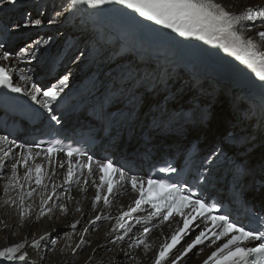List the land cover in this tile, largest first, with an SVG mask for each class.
<instances>
[{"label":"snow or ice","instance_id":"snow-or-ice-1","mask_svg":"<svg viewBox=\"0 0 264 264\" xmlns=\"http://www.w3.org/2000/svg\"><path fill=\"white\" fill-rule=\"evenodd\" d=\"M33 2L38 4V0ZM69 3L77 10L81 6L91 9L110 6L107 11L131 10L133 23L142 24L138 15L143 21L170 30L181 38L218 47L247 68H254L258 59L264 61V6L250 5L233 12L216 0H69ZM6 6L25 7V0H0V12H4ZM62 14L55 11L45 20L43 11L34 15L25 8L21 19L0 28V89L4 90L0 103L14 100L8 92L28 97L43 110L38 115L47 114L50 130L63 124L58 102L68 85L71 70L41 86L32 74L17 76L19 69L14 65L32 66L35 72L41 58L46 57L52 66L63 64L66 54L54 51L50 39L22 38L26 30L58 23L56 18ZM249 33L251 35H247ZM17 37H20L18 42ZM84 54L81 51L72 63ZM258 79L264 88V72L258 74ZM34 144L35 151L33 146L16 144L9 134L0 135V176L5 181L0 200L17 209L19 223L14 227H23L28 222L31 234V238L26 234L22 242L0 250V264H34V261L47 264L50 259L54 264H144L145 259L148 264H181L189 254L196 255L197 246L213 238L223 243L215 247L203 264H264V213L248 208L244 221L222 210L221 202L210 203L192 191L187 182H169L159 176H129L126 175L129 170L118 161L90 154L71 144L60 146L49 142L47 147ZM13 147L21 151L13 153ZM213 155L221 153L214 150ZM9 156L12 157L10 163ZM38 158H43L44 162L29 163ZM208 165L215 168L218 162L209 156L202 167ZM46 166L49 171H45ZM21 168L24 169L22 176L18 172ZM57 168L62 170L59 183L53 179ZM204 170L211 169L204 167ZM176 171L172 166L160 169L167 173ZM77 176L81 179H75ZM117 177L122 184L126 182L135 195L130 203L119 208L118 214H112L98 206L111 207L119 198ZM196 179L199 183L206 177L200 172ZM89 187L94 189V194L88 207L83 208L72 193L77 189L86 193ZM145 212L158 224L170 228L160 234V243L155 247L140 238L153 231L141 225L138 218ZM73 213L78 215L73 216ZM69 216L73 218L65 222L63 232L52 226L37 237L32 231L45 217L56 222ZM102 222L108 223L107 231L94 241L96 225ZM0 227L7 228V222L0 220ZM195 228L199 231L195 232ZM60 240L63 243L59 255L53 257ZM105 253L112 255L105 257Z\"/></svg>","mask_w":264,"mask_h":264},{"label":"bare ground","instance_id":"bare-ground-1","mask_svg":"<svg viewBox=\"0 0 264 264\" xmlns=\"http://www.w3.org/2000/svg\"><path fill=\"white\" fill-rule=\"evenodd\" d=\"M216 2L228 6L233 12L250 5L264 6V0H216ZM107 7L110 6H105L104 9L86 8V15L83 17L78 14L76 6H70L69 0H38V4L33 0H25V7H20L22 11L26 8L34 15L43 11L45 20L55 11H62L63 14L56 18L58 23L26 30L23 36L28 35V40L30 38L50 39V44L54 46L53 50L63 51L66 58L58 69H55L46 57L40 59L35 72L32 66L25 67L24 64L14 65V67L18 68L21 74H32L33 79L41 86L49 81H55L70 69L72 75L64 92L61 93V100L81 98L83 92H90L94 85L96 88L99 85L100 91L97 96L105 94L118 111L113 128L123 125L132 117L128 138L122 145L115 146V158L130 157L132 153L139 151V148H149L153 152L161 151L164 145L167 146V151L175 149V153L180 154L186 148L187 142L197 137L201 147H214V150L227 156L224 164L215 173L216 175L219 172L218 177H222L229 169V161L244 156V162L252 169L255 178L263 181L260 193L255 197V202L261 204V200L264 199V130L260 129L258 135L257 130L254 129L257 125L254 114L255 104L243 101L240 105H234L238 96L235 95L230 84L216 85L213 81H207L204 78V71L197 65H193L184 51H182V57L187 61L186 68L173 74L169 73L162 86L156 88L155 81L158 72L160 74L156 62L146 60L144 63H139L136 56L116 59V47L104 46L97 31L90 28L91 23L87 20L91 18L92 13L99 10L107 11ZM9 8L12 6H6V10L0 12L2 26L11 25L22 18L23 13L8 17ZM139 28L142 34L154 31L152 24L147 21H142ZM81 51L85 53L84 56L73 64V58ZM258 60L264 64V61ZM109 70L110 74L106 76ZM196 79H202L198 86H195ZM20 82L23 84L22 81ZM108 83L110 87L107 86ZM261 98L264 101V94ZM75 104L72 102L67 105L62 111L63 115L69 116ZM163 124L165 126L162 129ZM229 139H232V145L227 143ZM238 144L244 147L240 149L237 147ZM12 151L17 152L14 147ZM11 159L12 157L9 156L7 161L10 163ZM34 162L44 161L43 158L29 161L30 164ZM45 171H49L47 166ZM61 171L57 168L53 177L58 183L61 179L59 176ZM18 172L22 176L24 169H18ZM218 177L214 178L215 187L221 186ZM75 179H81V177L77 176ZM4 182L3 176H0V191ZM46 182H48L47 179ZM73 188L76 189L77 186L73 185ZM122 190L124 193H119V198L113 206L98 207L102 211L118 214L119 208L130 203L135 195L127 185L123 186ZM72 194L81 202V207L87 208L94 189L89 187L86 193L77 189ZM76 215L78 214L73 213V216ZM90 215L94 214L90 213ZM72 218V216L62 217L59 221L52 222L45 217L32 231L36 232L37 237L52 226H55L58 232H63L66 230L65 222H70ZM0 220L8 224L7 228L0 227V250L23 241L26 234L31 238L28 222H25L23 227H14L19 223L17 209L4 205L2 200H0ZM108 226L107 222L96 225L98 231L93 234V240L101 239ZM169 230L168 225L159 224L146 240L155 247L160 243V234ZM62 243L63 240L57 241L56 251L52 253L53 257L59 255ZM204 252L205 249L202 254L195 255L189 261L185 258L181 264H199L205 257ZM104 255L107 257L112 253ZM34 264H36L35 261ZM47 264H54V260L50 259ZM144 264H148L146 259Z\"/></svg>","mask_w":264,"mask_h":264},{"label":"rangeland","instance_id":"rangeland-1","mask_svg":"<svg viewBox=\"0 0 264 264\" xmlns=\"http://www.w3.org/2000/svg\"><path fill=\"white\" fill-rule=\"evenodd\" d=\"M25 11V10H24ZM24 11H22V9L21 10H19V13L20 14H22ZM124 14V13H123ZM125 15V14H124ZM139 20H141V19H139ZM141 21H143V20H141ZM142 30V29H141ZM155 31V32H154ZM154 31L152 32V33H154L155 35H157V33H156V30L154 29ZM161 34V33H160ZM160 34H158V35H160ZM161 36V35H160ZM22 38L24 39V40H28V35H25V36H22ZM160 38H163V36L162 37H160ZM19 39H20V37L18 38V40H17V42L19 41ZM109 85V84H108ZM110 86V85H109ZM196 139H198L197 137L195 138V140ZM194 256L192 255V256H190L187 260L189 261L190 259H192Z\"/></svg>","mask_w":264,"mask_h":264}]
</instances>
